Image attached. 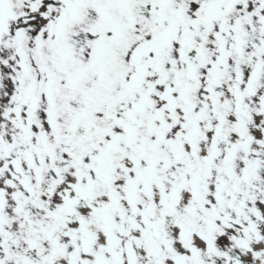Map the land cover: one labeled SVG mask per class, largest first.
I'll list each match as a JSON object with an SVG mask.
<instances>
[{
    "label": "snow or ice",
    "instance_id": "1",
    "mask_svg": "<svg viewBox=\"0 0 264 264\" xmlns=\"http://www.w3.org/2000/svg\"><path fill=\"white\" fill-rule=\"evenodd\" d=\"M0 264H264V0H0Z\"/></svg>",
    "mask_w": 264,
    "mask_h": 264
}]
</instances>
